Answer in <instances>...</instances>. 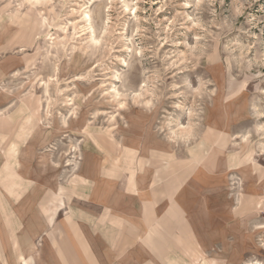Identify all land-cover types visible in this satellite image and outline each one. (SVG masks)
I'll return each instance as SVG.
<instances>
[{"label":"rangeland","instance_id":"obj_1","mask_svg":"<svg viewBox=\"0 0 264 264\" xmlns=\"http://www.w3.org/2000/svg\"><path fill=\"white\" fill-rule=\"evenodd\" d=\"M0 237V264H264V0H0Z\"/></svg>","mask_w":264,"mask_h":264},{"label":"crops","instance_id":"obj_2","mask_svg":"<svg viewBox=\"0 0 264 264\" xmlns=\"http://www.w3.org/2000/svg\"><path fill=\"white\" fill-rule=\"evenodd\" d=\"M118 167V169L120 168V167H122L123 169H125V167L126 168H128V167H131V165H126L125 167H124V165H121V166H117ZM116 167H113V170L115 169ZM133 169H134V167H133ZM127 171V170H126ZM128 172V171H127ZM136 172V171H135ZM135 172H134V174H135ZM128 175H129V177H128V181H127V185H126V188H127V190L129 191V192H137V186H136V183L134 182V175H133V183H134V186L133 187H131L130 188V184H129V180H130V174H129V172H128ZM111 177V176H110ZM147 205H149V203L148 204H145L144 205V207H146ZM46 219H47V221H46V224H45V231H46V233H48V230H49V226H51L52 225V221H53V215L52 214H48V217H46ZM48 238V237H47ZM0 239H1V237H0ZM21 248H23V249H25V248H27V246H23V245H21L20 246ZM61 254H62V259H67V251H66V249H61ZM20 257H22V256H20ZM19 257V258H20ZM21 259H36L34 256H32V258L31 257H26V258H21Z\"/></svg>","mask_w":264,"mask_h":264},{"label":"bare ground","instance_id":"obj_3","mask_svg":"<svg viewBox=\"0 0 264 264\" xmlns=\"http://www.w3.org/2000/svg\"><path fill=\"white\" fill-rule=\"evenodd\" d=\"M15 166V165H14Z\"/></svg>","mask_w":264,"mask_h":264}]
</instances>
